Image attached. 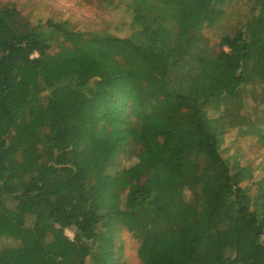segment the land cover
I'll list each match as a JSON object with an SVG mask.
<instances>
[{
    "label": "trees",
    "instance_id": "1",
    "mask_svg": "<svg viewBox=\"0 0 264 264\" xmlns=\"http://www.w3.org/2000/svg\"><path fill=\"white\" fill-rule=\"evenodd\" d=\"M232 1L127 0L132 32L82 33L85 58L51 52L65 23L0 5V264H120L113 224L140 264H264V185L220 150L257 122L226 101L264 81V0L217 51L203 36Z\"/></svg>",
    "mask_w": 264,
    "mask_h": 264
},
{
    "label": "rangeland",
    "instance_id": "2",
    "mask_svg": "<svg viewBox=\"0 0 264 264\" xmlns=\"http://www.w3.org/2000/svg\"><path fill=\"white\" fill-rule=\"evenodd\" d=\"M127 0H0V5L14 6L20 15L32 25L45 24L47 21L65 23L75 34L65 41L60 37L51 47V52L57 51L62 45L79 58H85L88 49L80 36L82 33L105 32L116 37L124 38L132 32L131 15L126 11ZM251 3L248 0H233L222 8L223 15L220 21L211 28L203 31L207 45L217 51L221 37L233 34L236 27L240 26L250 14ZM223 50L226 51L225 48ZM242 99L238 107L235 102ZM264 81L255 77L243 89L239 96L226 101L229 114L250 116L256 123L248 124L250 127L234 126L227 130L223 137L221 156L229 167L236 171L242 168L250 178L242 181L241 186L250 189L255 194L256 188L264 185V145L255 139V128L264 132ZM236 117V116H235ZM234 117V118H235ZM134 158L122 154L119 156V166L129 165ZM243 177V176H241ZM67 237L72 238L71 230H66ZM97 243L113 246L114 259L120 264H140L137 257L138 241L118 225L101 226ZM7 241H4L6 245Z\"/></svg>",
    "mask_w": 264,
    "mask_h": 264
}]
</instances>
